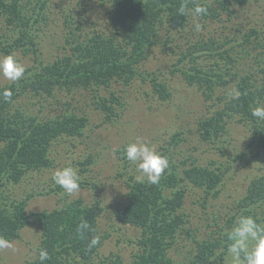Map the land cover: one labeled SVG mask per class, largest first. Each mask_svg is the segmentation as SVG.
<instances>
[{
    "label": "trees",
    "instance_id": "trees-1",
    "mask_svg": "<svg viewBox=\"0 0 264 264\" xmlns=\"http://www.w3.org/2000/svg\"><path fill=\"white\" fill-rule=\"evenodd\" d=\"M244 1L113 0V19L123 28L126 43L131 46L130 51L120 48L113 39L99 32L77 37L62 59L44 61L40 41L29 28L32 23L38 22L37 18L24 12L25 3L23 5L20 0H0V27L5 29L3 35L6 37L4 40L0 34V56L14 54L21 49L24 52L32 51L38 59L36 63L25 66V75L17 83L0 84V93L9 86L13 92L10 101L0 96V235L14 241L22 236L24 227L36 224L41 231V239L36 248L44 247L50 255L45 264H70L72 261L74 264H167L170 262L168 250L184 246L186 239L192 245L188 250L192 256L189 264L224 261L230 243L228 232L237 214L252 215L260 223L264 220V173L249 180L245 194L233 207L234 213L219 220L210 214L216 215L219 212H214L209 207L212 205L211 199L220 195L231 165L217 160L201 164L197 159L190 158H180L176 162L174 157L178 152L174 149L179 139L173 136L169 141V147L173 151L169 149L162 153L169 160V168L165 170L159 184L137 183L133 175L134 180L128 182L127 203L115 210V218L119 223L140 229L137 251L130 261H126L121 254L113 253L101 262L94 257L103 238L99 218L105 208L101 200L96 199L88 204L83 197H78L61 208L33 211L28 209L29 198H33V195H23L19 190L24 181L29 183L31 171L53 165L52 142L64 134L82 135L87 118L70 111L61 114L55 111L44 112L42 107L39 109L28 106L24 100L42 98L51 102L56 98L69 106V100L63 103L61 95L73 94L75 89L78 92L83 87H110L114 81L130 84L137 75H142L137 74L139 65L148 57V51L162 40L168 27L174 31L187 30L190 23H194V18L203 22L227 21L228 26L215 32L213 38L195 42L196 48L190 49L187 54L191 57L190 60L198 62L199 56L195 57L194 53H199L200 50L210 57H224V51L228 52L231 48L239 49L240 61L250 60L251 63L253 51L250 43L256 38L253 49L259 50L258 55H261L256 63L258 68H251L250 74L248 70H235L232 75L233 68L238 67L239 57L234 58L229 53L228 60L231 64L227 66L228 74L236 81V88L243 94L238 101L227 99L223 106L201 119L197 128L204 140L219 146L229 134V118L236 116L239 121L252 122L251 130L256 137L252 144L258 153H264V127L251 115L253 107L264 103V18L261 26L263 32L260 30L259 33L255 25H252L254 28L251 31H243L235 23L234 5L235 2ZM182 3H187L189 9L194 8L197 3L204 4L208 7V13L199 17L183 16L177 12ZM9 28L13 29V36L6 33ZM225 45L229 48L220 51ZM253 75L255 78L260 76V86H255ZM185 79L190 84L208 89L230 82L220 72L210 75L201 66H194L191 71H186ZM154 87L161 96L167 97L169 92L160 80L154 79ZM110 97L114 103L122 104V95L116 91H111ZM102 100L100 97L97 102L99 107L109 112L114 111L115 106L109 104L107 97ZM215 148L222 151L219 147ZM92 161L89 156L82 163L89 164ZM181 166L183 175L180 173ZM14 187H18L20 196L10 194ZM191 191L201 192L194 203L199 205L205 219H211L210 222H205L204 232L192 221V214L185 209L186 197ZM259 212L262 216H259ZM82 220L87 221L94 230L85 233L83 238L76 232L77 225ZM93 235H99L100 243L89 249L88 243ZM26 264H41L38 251L36 257Z\"/></svg>",
    "mask_w": 264,
    "mask_h": 264
},
{
    "label": "rangeland",
    "instance_id": "rangeland-1",
    "mask_svg": "<svg viewBox=\"0 0 264 264\" xmlns=\"http://www.w3.org/2000/svg\"><path fill=\"white\" fill-rule=\"evenodd\" d=\"M20 2H23V5L25 3L24 12L33 14L38 20L29 28L40 41L44 61L62 59L70 51L69 46L77 37L91 36L99 32L113 39L120 48L127 51L131 49L124 38L123 28L113 19V0H20ZM235 4V23L240 25L243 31H251L254 28L252 25H255L259 33L260 30L263 32L261 26L264 18V0H245L244 3ZM196 22L202 26L200 32L194 30ZM194 23H190L188 29L184 31L177 29L174 31L168 27L162 40L148 51V57L139 65L137 74L143 76L137 75L130 84L124 85L114 81L110 87L104 85L83 87L78 92H76L78 89H75L73 94L66 92L68 95H61V98L63 103L69 100V106H65L56 98L51 102L42 98L24 100L28 106L39 109L42 107L44 112L55 111L61 114L70 111L87 118L82 135L64 134L52 142L53 165L31 171L29 183L24 181L19 190L23 195L29 193L33 195L28 201V209L33 211L61 208L78 197H83L88 204H92L96 199L101 200L105 208L99 218L103 238L98 253L94 255L101 262L113 253L121 254L126 261H130L137 251L140 229L130 224H121L115 218V210L127 203L128 182L134 180L133 175L138 174L135 166L122 154L124 146L129 142L139 138L150 145H155L160 153H165L169 149L173 151V148L169 147V141L176 136L179 139L174 149L178 152L174 157L176 162H179L180 158L182 160L190 158L197 159L201 164L217 160L231 165L220 195L211 199L212 205L209 207L210 210L219 212L216 215L210 213L219 220L234 213L233 207L245 194L249 180L264 173V153H258L252 144L256 139L251 130L252 122L239 121L236 116L229 118V134L219 146L204 140L197 128L201 119L210 116L229 99L226 96L227 91L236 88V81L228 74L227 66L231 64L228 60L229 53L234 58L239 57L238 67L233 68L232 75L235 70H248L250 74L251 68H258L256 63L261 55H258L259 50L253 49L257 39L253 38L250 43L253 51L251 63L248 58L249 61H240L239 49H231L228 45L219 49L224 51L229 48L228 52L224 51V57H210L200 50L201 52L194 53L195 57L199 56L198 62H193L187 54L190 49L194 50L195 42L213 38L215 32H220L228 26L227 21L203 22L197 18H194ZM233 25L235 28L234 22ZM7 30L6 33L13 36V29ZM4 33L5 29L0 27V34ZM16 34L18 35L17 31ZM3 38L6 40L5 35ZM14 54L24 66H30L38 60L32 51L24 52L19 49ZM194 66H201L210 75L220 72L230 82L214 85L212 89L190 84L185 79V72L191 71ZM154 79L166 85L169 92L167 97L156 91ZM253 80L255 86L257 84L260 86V76L255 78L253 75ZM6 82L8 81L0 77V84ZM111 91L122 95V104L112 101ZM100 97L103 100L107 97L109 104H114V111L109 112L99 107L97 102ZM259 124L264 127V122L259 121ZM89 156L93 161L89 164L82 163ZM65 166L77 168L81 177L79 191L71 196L51 180L52 173L57 168ZM182 168L181 166L180 173L183 175ZM200 193L191 191L187 194L185 209L192 214V221L204 232L205 222H210L211 219H205L199 205L194 203ZM10 194L20 196L18 187L12 188ZM259 216H262L260 212ZM261 223L264 224V220ZM40 239L41 231L36 224L31 223L24 227L22 236L11 241L16 251L10 249L0 251V264H26L28 260L36 257L35 249ZM184 243H186L184 246L179 245L168 250L170 262L167 264H189L191 261L189 258L192 256L188 250L192 245L187 239ZM209 264H230V257L227 255L224 261H213Z\"/></svg>",
    "mask_w": 264,
    "mask_h": 264
},
{
    "label": "clouds",
    "instance_id": "clouds-1",
    "mask_svg": "<svg viewBox=\"0 0 264 264\" xmlns=\"http://www.w3.org/2000/svg\"><path fill=\"white\" fill-rule=\"evenodd\" d=\"M183 16L192 15L199 17L208 13V7L197 3L194 8L189 9L187 3H182L177 9ZM201 24L194 23V30L201 31ZM25 66L21 64L15 55L7 54L0 56V77L7 80L10 85L20 81L25 75ZM243 93L238 88H230L226 96L231 101H238ZM6 101H10L13 92L11 87H6L0 93ZM252 117L264 122V103H258L251 109ZM124 158L135 166V176L137 183H147L149 185L159 184L165 170L169 168V160L157 150L155 145H150L139 138L129 142L123 148ZM80 174L77 168L65 166L57 168L51 175L52 182L71 196L79 191ZM94 231L89 223L82 220L76 228L77 234L83 238L84 234ZM226 253L230 257V264H264V224L258 222L252 215H239L228 232ZM100 243L99 235H93L88 243L91 249ZM10 249L16 251L13 243L3 235H0V251ZM38 251V258L41 264H45L50 259L49 252L44 247L35 249Z\"/></svg>",
    "mask_w": 264,
    "mask_h": 264
}]
</instances>
